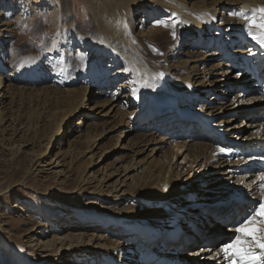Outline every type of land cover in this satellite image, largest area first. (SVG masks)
I'll list each match as a JSON object with an SVG mask.
<instances>
[{
  "label": "bare ground",
  "instance_id": "1",
  "mask_svg": "<svg viewBox=\"0 0 264 264\" xmlns=\"http://www.w3.org/2000/svg\"><path fill=\"white\" fill-rule=\"evenodd\" d=\"M76 1L86 10V31H79L73 23L62 26L67 30L65 37L58 38L61 54L57 66L55 58L39 60L31 53H16L21 37L18 22L12 19L0 31V109L13 99L16 85H40L52 81L51 77L56 84H63L67 73L72 83V88L63 89L68 114L55 136L78 117L71 127L76 132L68 131V135H76L68 142L67 151L51 159L48 166L63 167L62 159L58 160L61 155L76 157L82 149L89 150L101 133L107 136L120 129L141 139L137 157L148 152L151 162L158 156L162 163L150 167L141 163L143 159H135L119 167L123 178L119 189L114 193L109 190L103 199V195L93 196L94 200L101 197L102 205H66L49 211L53 232L68 231L55 236L48 245L38 240L37 245L46 253L43 259L51 257L49 261L55 264L75 262L76 255L83 251V264H175L178 258L181 264H222L211 258L212 253L228 239L229 231L223 227L259 199L252 181L261 173L256 164L250 163L264 158V48L247 37L242 31L244 20L231 13L251 14L253 8L264 6V0H202L199 7L188 5L186 0H143L134 15V3L142 0ZM13 4L12 0H0L8 18L13 16ZM22 4L24 14H31V18L37 15L38 7L44 9L39 14L42 18L43 13L61 12V0H36L33 4L38 7L31 9ZM126 10L131 12L126 15ZM129 17L138 22L131 26ZM156 21L168 27L156 26ZM43 23L45 29L58 32L56 23ZM173 30L181 39H192L172 46ZM156 37L161 43H153L168 47L161 60L145 54L148 47L143 41ZM210 61L213 63L204 67ZM48 64L50 72L45 68ZM124 67L139 68L144 75H130ZM161 72L164 76L155 78ZM251 72L258 73L260 87ZM145 81L151 87H142ZM133 88L137 89L135 96ZM160 107L167 108L160 111ZM226 115L230 117L222 119ZM98 120L101 123L95 122ZM188 124L194 129L186 131ZM98 127L103 129L98 132ZM167 147L171 151L169 159L163 157ZM221 148L226 151L221 152ZM178 151L187 152L185 160L192 157L184 171L173 163ZM247 151L252 154L249 158L238 157ZM199 172L198 182H203V187L209 185L204 194L197 193L194 180H189ZM132 173L141 180L135 182ZM181 197H186L185 204L179 201ZM215 200L225 201L212 208H194L197 203ZM107 202H115L116 207H108ZM120 202L128 204L121 207ZM176 205L193 208L174 223V217L166 211H174ZM68 215L70 218H66ZM60 223L67 227H59ZM211 225L214 227L210 229ZM139 226L150 234V245L131 234L130 229ZM85 236H89L87 244L93 241L89 247L82 246ZM66 252L68 256L64 257ZM30 253L0 230V264H44L38 254Z\"/></svg>",
  "mask_w": 264,
  "mask_h": 264
},
{
  "label": "rangeland",
  "instance_id": "2",
  "mask_svg": "<svg viewBox=\"0 0 264 264\" xmlns=\"http://www.w3.org/2000/svg\"><path fill=\"white\" fill-rule=\"evenodd\" d=\"M12 1H14V13L10 18L6 17L5 13H3L4 9L0 6V31L5 29L8 23L11 24L10 20L13 19L14 22H18V29L21 34L18 46L16 47L18 55L23 56L31 53L35 56L37 55L39 60L55 58L57 62L54 65L57 66L59 63L58 57L61 54L58 38L65 37L67 30L65 29L64 32L62 26L68 27V25L73 23L79 31H86L85 24L83 23L86 10L76 0H61V12L56 11L52 15L43 13V18L39 17V14L44 9L33 4L36 0ZM142 2L143 0L134 3L135 8H132V10L135 11H132V15L140 9ZM186 2L192 7H199L203 4L202 0H186ZM21 3L26 4L30 9L31 7H38L37 15L31 18V14H24L25 11L22 10L23 4L21 7ZM130 12L126 10L125 14L127 15ZM131 17H129V24L133 26L138 21L137 19L133 20ZM49 20L57 24V33L56 31L53 33L51 32L52 30L49 31L43 26V21L46 24ZM139 28L140 26L137 27V32ZM147 29L148 26H146L144 31ZM157 38L149 42L143 41V44L148 47L145 52L146 56H152L156 60H161L165 58L162 52H165V48L168 47L152 42L159 41L161 43V39ZM191 39L192 37L181 39V35L177 32L176 38L172 40L173 42L171 41L170 45L173 46L176 42L183 45ZM152 45L153 48L151 49ZM180 48L183 49V47ZM182 59H175L173 61H182ZM211 63L213 62H206L204 67H209ZM48 65L50 66V64ZM48 65L45 68L50 72L51 66L49 67ZM64 65L67 68L68 62L65 61ZM80 65L75 67H80ZM58 76L62 78L63 75L60 73ZM49 79H52V81H46L40 85H16L13 99L7 103L5 109H0V230L7 237H13L14 243L23 246L25 252L30 253L31 251L30 254H38L44 264H55L49 261L51 257L43 259L46 253L42 252L43 249L37 245L38 240H42L43 243H46L45 245H48L47 243L54 239L55 236L65 235L68 230L53 232L51 228L52 222L48 218L49 211L58 209L59 207L71 206L73 208L79 204L85 206L91 204L102 205V199L105 198V194L109 190L111 193L118 190L120 182L123 181L122 172L120 173L119 167L129 165L135 159L137 162L143 159L141 161L142 164L156 167L162 163V158L158 156L153 157L156 161L151 162L152 158L147 156L148 152L137 157L139 154H135V152L141 143V139L133 136V134H126V129H120L107 136L101 133L98 139L93 141L94 145L89 150L82 149L81 153L76 157L71 156L67 159V156L63 158L65 154L61 155V157L59 156L58 160L62 159L64 163L63 167L52 168V166H48L51 159L54 161L58 155L67 151L68 142L76 135H68V131H72V133L76 132V129L71 127L75 126L74 124L79 120L78 117L72 119L63 127L62 132L58 136H55L59 125L68 114V107H66L63 99L66 96L64 90L72 88V83L69 82V75L67 73L66 78L62 79L63 84H56L52 77ZM232 95L233 93L228 95V100H231ZM97 101L102 104L101 99H97ZM91 105L86 104V106ZM229 117L230 115H226L222 119ZM240 120L242 118L238 121ZM95 122L101 123L99 120ZM102 129L98 127L97 131L100 132ZM122 146L124 148L127 147V149L120 151L118 147ZM167 149L168 147L163 151L166 154L163 157L169 159L171 151H167ZM133 151L134 153H132ZM174 151L176 152L177 149ZM186 154L187 152L185 151H178V156L173 161L176 166L179 165L178 169H182V171L191 165L190 161L192 157L189 156L185 160ZM201 174L202 172H199V175L189 180H194L193 184L197 185L195 188L197 193L204 194L209 191L207 189L209 185L203 187V182H198V177ZM130 175H133L135 182L141 180L137 174L132 173ZM184 182L181 181V183ZM123 189H126V187ZM78 191L82 192L81 196L78 194ZM86 195L90 196L86 197ZM99 195H103L102 199L101 197L98 200L93 199V196L99 197ZM186 197H181L179 201L185 204ZM129 199L132 202V199ZM205 199L209 201L208 198ZM224 201L200 202L194 208H212V206L216 207L218 203ZM204 203L205 205L199 206V204ZM127 204L128 202L119 205L124 207ZM105 205L116 207L115 202H107ZM129 205L131 206V204ZM177 206L175 211L169 213L174 217V223L179 217L185 216L192 205L187 207ZM66 218H70V216L68 215ZM67 221L70 220H66L65 223ZM182 223L186 225V222ZM63 226L67 227L65 224L60 223L59 227ZM212 226L214 227V225H211L209 228H213ZM220 231L225 234V230L223 231L220 228ZM85 233V235H90L88 231H85ZM84 239L85 241L82 242L83 247L86 245L89 247L93 242L87 244L86 241L89 239V236L87 238L85 236ZM81 253L83 251L76 255L75 262L70 260L59 264H83L85 259L83 256L81 257ZM14 254L16 253L14 252ZM66 256H68L67 252L64 257Z\"/></svg>",
  "mask_w": 264,
  "mask_h": 264
},
{
  "label": "snow or ice",
  "instance_id": "3",
  "mask_svg": "<svg viewBox=\"0 0 264 264\" xmlns=\"http://www.w3.org/2000/svg\"><path fill=\"white\" fill-rule=\"evenodd\" d=\"M244 20L242 31L253 42L264 48V6H259L251 10V14L246 12L231 13ZM167 24L156 21V26ZM175 28V24L173 25ZM172 38H176L173 30ZM103 43V40L101 41ZM124 72L142 78L144 73L136 67H124ZM239 76L240 73H237ZM164 73L155 74V78L163 77ZM132 83H136L135 80ZM142 87H151L146 81ZM137 89H132L135 96ZM221 152L226 149L221 148ZM259 194L258 200H253L247 211L235 222L234 227L229 229V236L226 242H221L212 253V259L222 261V264H264V173H261L256 180L252 181ZM203 251V250H202ZM211 252L212 250L209 249Z\"/></svg>",
  "mask_w": 264,
  "mask_h": 264
}]
</instances>
